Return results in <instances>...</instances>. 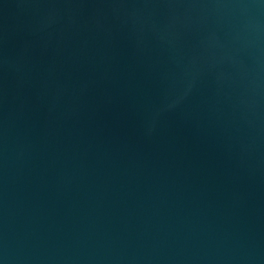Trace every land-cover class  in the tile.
Here are the masks:
<instances>
[{
  "label": "water",
  "instance_id": "95a60500",
  "mask_svg": "<svg viewBox=\"0 0 264 264\" xmlns=\"http://www.w3.org/2000/svg\"><path fill=\"white\" fill-rule=\"evenodd\" d=\"M0 264H264V0H0Z\"/></svg>",
  "mask_w": 264,
  "mask_h": 264
}]
</instances>
